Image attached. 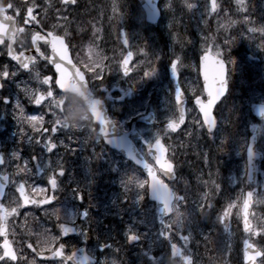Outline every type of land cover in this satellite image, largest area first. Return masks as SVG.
<instances>
[{"label":"snow or ice","instance_id":"obj_1","mask_svg":"<svg viewBox=\"0 0 264 264\" xmlns=\"http://www.w3.org/2000/svg\"><path fill=\"white\" fill-rule=\"evenodd\" d=\"M66 2H72V0H66ZM176 0H166L164 5L165 9L173 11V3ZM201 0L196 2H189V0H180L182 9H186L189 13H192L199 7ZM206 7L202 15L201 22L207 26L210 19L215 15L218 18L216 31L211 33V38L205 40V48L202 51V60L197 69V81L193 82L191 87L185 91L179 86L178 71L181 67V60L179 56H175L170 63V68L174 77L177 78L178 86L175 90L173 97V115L166 122L164 129L158 133L155 138L147 145L146 161L142 163V167L146 170L147 176L145 179H138L134 175H130L122 181V188L125 193L135 190L136 199L138 202L143 201L144 194L146 192L153 193L154 196L162 197L159 216L160 223L162 225L159 233L160 237L164 241H171L174 233V229L181 226L183 219V213L180 211V203L186 199L185 196L176 192L171 185L166 184L163 179L158 178L162 175L168 177H174L175 175V164L174 157H167V153L170 148L165 146L162 140V136H168L171 133H176L181 126L188 124L189 119L191 122L192 132L189 135L196 134L197 128L206 130L208 133H212L214 124L216 121V110L220 106L223 97L227 94L229 87V67L233 69L235 67V60L231 58V48L236 43L237 39L242 38L244 33L261 35V39L264 40V26L257 27L255 22L244 13L247 12L246 0H234V9L232 7L233 0H224V3L228 5L227 8H222L217 0H211L209 6L208 0H203ZM36 8L35 0L30 7L27 8L28 17L23 21L25 25L31 21H36L33 11ZM112 13L115 14L116 2L112 0L111 3ZM224 12V16L220 17V11ZM13 12L14 15H9V12ZM22 12L12 2H9L4 6L3 11H0V24L5 25V32L0 36V45H4L7 48V56L11 62H15L18 70L29 72L30 74L35 73L34 78L40 84L45 86L43 90L39 88L33 90L26 85L21 86L18 84V88L24 91L25 96L29 98L31 104L36 108H47L49 112H43L39 115L32 113L26 114L25 109L17 101L14 103V119L20 129L21 137L23 138L26 133L24 125H27L31 131L39 135V139L36 136H28L29 142L35 141L37 144H42L45 151L53 153V150L58 147L57 143L53 142L57 136L61 133L71 135L72 131L66 129L65 126L58 122L53 117V112H59V109H52L51 99L56 96V80L57 72L56 65L64 64L65 67L71 68L66 61L60 59V57L53 51L52 38L58 37L63 41L64 46L69 49V45L65 43V39L69 36L68 30L64 29V35L61 36L56 33V25H53V30H49L45 35L41 34L42 30H37L32 35H37L38 39L33 41L31 39V47L35 49L36 55L26 56L24 51H19L17 55L14 51V45L19 44L21 48H24L27 44L28 32L24 27H18L16 18L21 16ZM208 17V19H205ZM239 17V18H234ZM118 18V17H116ZM109 22L113 17H109ZM223 21V22H221ZM37 23H41L37 21ZM179 19L173 17L170 27H178ZM46 27V25H45ZM22 28L21 33L24 39L17 40L16 33ZM241 31H237V30ZM233 32L237 35L233 36ZM173 40L180 42L181 37L178 31L173 30ZM207 36V35H206ZM30 37V38H31ZM183 39H186L184 37ZM127 44V41L124 42ZM211 44V48L207 47ZM51 48V55L46 53V49ZM261 48H264V43H261ZM42 48L45 51H42ZM138 56H143L138 63L133 66L134 53L133 51H127L126 55L122 53V59L116 60L115 64L118 69H123L124 75H130L137 69H141L144 77L153 75L156 71L155 62L147 59V54L143 52L142 48H138ZM90 53L93 56L91 49ZM2 54V53H0ZM69 56V50H68ZM213 56L215 59H213ZM24 57H28L29 61L26 62ZM95 59L88 66L93 67L94 70L88 72L86 68L80 69V72L84 75L85 83L89 80H103V73L108 71L112 67V63L108 62L109 58L102 55L101 53H95L93 56ZM23 58V59H22ZM70 59V57H69ZM42 60L48 67V71L51 72V68L54 67L55 71L51 75H41L39 71H35L38 61ZM76 64V63H73ZM94 65H99L94 67ZM51 66V67H49ZM78 67V66H77ZM91 74L88 77V74ZM18 75V71H9L7 64L0 68V90H3L5 82ZM75 75V73H74ZM59 89V88H58ZM61 91V89H59ZM184 91V96L181 92ZM49 93L51 94L49 96ZM92 112L91 115V132L89 136H95L97 134H106V124L99 112L100 101L91 99ZM0 102L4 104L13 103L8 96L0 98ZM17 113H19L17 115ZM259 115L264 117V107L259 109ZM46 117H51L46 119ZM93 122L96 127H93ZM45 125H51L46 127ZM98 127V131H97ZM51 132V135L44 140V134ZM61 146L67 150H72L67 144L61 141ZM223 150L222 146L221 149ZM251 154V153H250ZM151 158L154 163H149L147 158ZM10 160L16 161L12 166L15 171L11 173L14 177L11 186L13 192L11 197L6 196L4 190H0V213L4 215V230L0 232V264H37L36 257L57 259L61 261L70 260L74 255L73 253L65 252V244L62 243L65 237H67L73 229L58 225L59 236L50 233L49 231L39 230L36 227V217L32 212L37 205L41 209L46 204H51L57 199L56 193L60 190V180L65 175L63 166L57 161V167L59 168L58 174L53 170L52 175L47 176L46 184L50 186L51 193L47 187L41 186L40 183H33L29 179V166L27 161H23V165L17 163L20 161L19 153L13 152L9 157ZM39 160L38 157L33 156L32 161L36 163ZM6 160L3 155H0V172L6 171L5 169ZM51 168V167H49ZM40 177H43L45 173L40 171ZM9 178V175H8ZM0 180H4V175L0 176ZM197 180L202 183L203 187L207 189L203 192L201 200L198 202V210L201 214H206L213 208V196L220 190V185L217 183L214 174L209 172L208 179H204L202 176H198ZM18 194V195H17ZM77 199L83 200V193L79 190L76 191ZM30 197H35L34 200H30ZM40 197H44L45 203H41ZM27 199V202L25 200ZM242 200V205L237 201ZM260 204H264V196H259L255 191L249 190L246 193L241 194V197L234 202H229L218 214V221L225 224V221L233 215L235 209H239L236 213L237 217L242 219L243 232L245 238L243 239V261L244 264H264V215L252 211L253 207H257ZM55 216L56 214L53 213ZM20 216L24 217V223H18ZM87 217V212L82 214V218ZM59 220V217H56ZM32 221L31 227L28 222ZM86 235V233H85ZM181 238L184 241V245L179 247L170 243L171 256L176 261V264H196L195 257L192 256L187 248L190 247V236L181 234ZM126 239L129 243L138 241L140 236L133 231L126 233ZM207 239V238H205ZM35 240V243L32 241ZM29 250L31 255L29 254ZM103 250V246L101 248ZM229 257L231 253H228ZM101 264H117V261L108 260L102 261ZM222 264H230V260H224Z\"/></svg>","mask_w":264,"mask_h":264},{"label":"rangeland","instance_id":"obj_2","mask_svg":"<svg viewBox=\"0 0 264 264\" xmlns=\"http://www.w3.org/2000/svg\"><path fill=\"white\" fill-rule=\"evenodd\" d=\"M15 1V2H14ZM20 2L19 4L16 2ZM13 4H15L17 7L21 9L22 16L23 17H28V12L27 8L30 7L33 3V0H10ZM78 2V8L75 9H63L59 15L56 17V22L53 25H56V31L59 33V30L63 29H74V24L71 23V18L75 15H78V27L81 30L88 29L90 32V39L87 43L82 42V38L78 39L73 33H69V36L67 39L75 40L72 37H76V41L78 42V50L83 51L85 54V58L87 61L92 63L94 61L95 53L99 52L104 56H107L109 58L110 63H112V67L110 71H108L107 77L111 79V81L116 80L121 78V74L119 73V69L116 67L115 61L122 59V53L125 55L127 51H133L135 55V64L137 63V56H138V48H140L141 44H139L136 41H128L127 37L130 36V33L134 31L135 35L131 37H135L137 34V30L142 32V28L140 23H138L137 26H134V19L136 22H141V18L143 19V14L141 10L139 9L138 5L136 2H132L130 0H115L116 2V7L117 11L119 13V20L121 24H123L120 28L117 27V21H116V16L115 14L112 13L111 10V2H107V5L102 4L101 6L99 5L97 0H77ZM166 2V0H165ZM189 2H196V0H189ZM36 3V8L33 11V15L37 18L35 22L38 20L44 19V17L50 13L51 8L53 6H58V0H35ZM217 3L222 6V8H227L228 5L224 3V0H217ZM247 3V12L244 13L245 16L250 17L254 22L257 27L264 26V0H246ZM205 3L203 1L200 2L199 7L195 9L192 13H189L186 9H182L180 5V0H176V3H173V11H169L165 9L164 5L161 7V14H162V22L160 21L161 25L163 27V30L165 31L164 35L167 38L171 37L170 33V23L173 19V17H176L179 19V23L182 25H189V26H194V22L200 21L202 19V15L205 10ZM234 9V0H233V5ZM84 8L86 9L85 13L88 14L90 13L91 10L95 12V17H93V20H90L87 17L80 18V14L78 13L81 11V9ZM100 10L103 14H107L108 18L111 16L113 19L111 22L108 21H103V24H106L109 22L111 24V27L113 29V32L115 35L118 36V42H119V49L116 48V45H101L98 43L99 40V34L96 33V27L98 28L99 31H102V25H100L101 20L97 18V11ZM138 11V13H137ZM139 11L141 13V16L139 15ZM25 13V14H24ZM176 14V16H175ZM257 14L253 18V15ZM72 16V17H71ZM224 16V12L221 10L220 11V17ZM208 18V17H207ZM234 18H239V17H234ZM206 19V17H205ZM215 20H218L215 15L212 17L213 25L215 28L217 26L215 25ZM34 22L31 21L30 24ZM91 23L92 28H86L85 25L88 23ZM223 22V21H221ZM24 26V25H23ZM129 27L128 32L124 29ZM123 29V30H122ZM122 30V31H121ZM149 30L152 31L153 28L149 26ZM216 31V30H215ZM241 31V30H237ZM76 34H78V29L76 30ZM236 33V32H233ZM64 35V33H60ZM237 35V33H236ZM104 37V36H103ZM147 35L143 37V39L146 41L148 40ZM165 38V37H164ZM201 39L204 42L205 38L201 36ZM125 40L127 41V44H125ZM237 41V40H236ZM239 45H242V48H245L248 52L253 57L252 61H248V63H254L256 62V57L254 56L253 51L258 50L260 47L261 43H264V40L261 39V35H253V34H247L244 33L242 35V38L238 39L237 41ZM158 43V42H156ZM203 47V46H202ZM201 47V48H202ZM183 50H193L195 47L193 44L189 43H184L183 44ZM93 54V56L90 53ZM160 53L157 51L155 53V68L156 72L158 73L159 77L161 80H164V67L165 65L160 62ZM247 61V60H246ZM134 64V66H135ZM99 65H94V67H98ZM252 75H254V70L253 67L251 68ZM136 72V71H135ZM135 72H132L129 77L123 78L124 79V84L120 85L121 82L119 81L117 83L116 87V94L117 98L119 99V107H122L123 105L127 107V120H130L131 118L137 116L138 114H143L145 111H152L156 114L157 118L161 122H165L166 120H169L171 117V114L169 112V107L165 102L170 101V92L167 89L164 84L159 87L160 91L164 94L162 97V103L158 104L156 103L153 99L152 96L156 92V89L154 88V83H148L149 79L148 77H144L143 75L137 76L134 75ZM129 82V85L127 84ZM133 86H136L137 90V95L140 96L139 99L134 100L133 97L128 95V92H131V88ZM164 109L165 113H161L160 110ZM253 127L256 129V132L258 135H264V126L260 124H253ZM141 132L143 134L149 135L150 132L156 131L153 128H140ZM164 128L156 131L157 133H160ZM149 138L151 141L154 139ZM170 138H167L166 136H162V140H168ZM262 143L264 142V137L261 138ZM59 143H61L59 141ZM80 142H78L79 145ZM94 142H90L89 144H92ZM70 146V145H69ZM83 146V145H82ZM71 147V146H70ZM72 150H78L80 149V146L78 149L76 148H71ZM67 150V149H66ZM113 161V163H112ZM112 161H108L109 165L105 168L108 173V189H106V192H102V187L99 184L95 183V179H93L92 187L98 189L100 194H104L105 196L101 199V202H99V207L101 208L100 213L94 214L91 210L86 211L87 212V217L83 221L84 225H87V223H93L94 225H97L98 227L102 225L104 222V217H106L107 213L109 211H112L114 208V204L112 202H115L117 199V194H120V190H118L115 187V181H117V186L121 188L122 192L125 193L124 189L122 188V181L129 177L130 175H134L136 178L140 179V175H138V172L133 170L132 168H128L125 164L122 166L118 165V158L117 160L112 159ZM115 161V162H114ZM97 166V162H93ZM113 165H112V164ZM84 166V165H83ZM82 165L78 166V171L82 174L83 170H90L93 171L94 167L92 166L89 168L87 165L83 167ZM113 173L117 174V178H111V175ZM86 175H89V172L83 173ZM102 175V172H98V178L99 176ZM244 175V172H243ZM90 179H92L90 177ZM83 182L86 184L89 181L83 178ZM260 188V187H259ZM223 189V187H222ZM125 194H132V197L130 198L131 203L134 206V210H137L138 207L141 205V201L138 202L136 199V191H130ZM259 196H264V193L259 194ZM87 198V196H85ZM234 202V201H232ZM239 203V201H237ZM91 204H97L96 199H92L90 201ZM140 203V204H139ZM255 212H258L262 215H264V204H260L257 207L254 208ZM237 212H234L233 218L237 222L240 221V219L236 215ZM122 214L121 208H118L116 211V215L120 216ZM139 214V213H138ZM140 215V214H139ZM136 214H130L129 217L127 218L125 222V230L127 231H133L136 234L140 236L143 235L145 236V242L146 245H143L141 247H135L130 244L123 246L122 242H127V239H125V235H122V230L120 229V222L117 221L116 223L113 222L112 226L108 229L105 230L104 235H107L109 239H112L114 237H118L119 242L113 243V247H109L106 250V253H112L114 251H122L121 256H124V263L125 264H165L162 262L163 258L161 257V248L165 247L164 242L159 236L158 233H151L148 232L149 226L145 225L144 223V218L139 217V219L136 220ZM196 220L200 221H212L208 216H201L198 214L196 216ZM131 221V222H128ZM210 230L212 231L209 233H205L204 230L198 229L194 230L191 228L190 224L188 222H181V226L178 229V233L183 234V235H188L190 236V247L187 248V251L195 257L196 264H222L224 260H230V264H239V259L236 257L238 255V245L241 244L242 240L244 239V236L241 235V231L239 229H232L229 225L227 220L225 221V224H222L218 221V217H215L213 220V224L210 226ZM161 230V228H160ZM202 238H207L206 241H203ZM183 240V239H182ZM210 241V243L213 245L214 249L216 251H212L211 253L207 252H202L201 250H197L200 248V246L206 245L207 242ZM183 241L178 242L177 246L182 247ZM125 248V250H122ZM127 249V250H126ZM166 252H168V255L171 256V250L168 247H165ZM158 251V252H157ZM231 253V256L229 257L228 253ZM129 253H131L129 255ZM107 258H101V261H105ZM171 261L167 264H176V261L172 258L171 256ZM119 262V261H118ZM120 263V262H119Z\"/></svg>","mask_w":264,"mask_h":264},{"label":"flooded vegetation","instance_id":"obj_3","mask_svg":"<svg viewBox=\"0 0 264 264\" xmlns=\"http://www.w3.org/2000/svg\"><path fill=\"white\" fill-rule=\"evenodd\" d=\"M23 37L19 36L17 40H22ZM33 40V38H31ZM31 39L29 40V37L27 39V44L24 48H21L20 45L17 43L16 48L18 51H28L30 52L27 56H33L36 55L35 49L31 47ZM211 48L210 46L208 47ZM6 46L2 45L0 47V68H2L3 65L7 64L9 65L8 70L9 71H18V76L13 79L10 82V79L5 82L3 90H0V98L3 96H8L10 100L13 101V103L10 104H4L0 102V155H3L6 160L5 169L6 171L0 172V176L4 175L5 179V189L6 196L8 198L11 197V194L13 192V187L11 186V182L13 180V176L11 173L15 171V168L12 167L16 161H12L9 159L11 156V153L18 152L20 161L17 163L23 165V161L28 162L29 166V179L32 180L33 183H40L41 186L47 187L49 189V194L51 193L50 186L46 184L47 176L53 174V170L56 174L59 172V168L57 167V161L61 163V165L64 168L65 175L60 180V186H64V189H61L56 193L57 199H55L51 204H46L44 201V197H40L41 203H45V207L41 209L39 205L35 209H32V212L34 213L36 217V227L39 230L43 231H49L52 234H55L59 236L58 231V225H63L64 227L73 229L74 231L71 232L67 237L64 238L62 243L65 244V252L66 253H73L74 255L71 257L70 260L66 259L61 261L59 258L53 260L50 258H40L36 257L37 264H78V261H80V256H82L83 248L81 245H84V237L85 233L86 235H89L88 238L89 241L86 243H93L96 246L99 244L105 242L104 244L109 246L110 244H113L114 242H119L118 237H114L111 240L109 238H105L102 234H100V231L98 232L97 228L92 225V223H88L87 225H82V221L84 218H82V214L84 212H81L80 216L78 217V202L80 203V199H77L76 191L78 190V182L80 181V176L78 174V150L75 152H67L66 150H53V153H48L45 151L42 144H37L35 141L29 142L27 139L28 136H36L37 139H39V135L35 134L31 131V129L24 125V130L26 135L22 138L20 134L19 126L16 122V119H14V103L17 101L22 105L25 109L26 114H41L43 112H49L47 108H36L33 104L27 102L24 99V91L18 88V84L21 86L26 85L27 87L32 88L33 90L40 89L43 90L45 86L40 84L38 81L35 80L34 75L30 74L29 72L26 74L28 80H26L25 83L22 81L19 82L21 79L22 72L17 69V67L11 63H9L6 59L5 54ZM42 51H45V49L42 48ZM46 53L49 55L48 48L46 49ZM202 51L198 52L197 54H192L190 52H187L189 54L190 60L186 61L185 64L188 65L187 67H184V72H189L188 75L181 74L179 76V86H181L185 91H187L193 82L197 81V69L200 64V59L202 57L201 55ZM234 54L231 52V57ZM29 61V58L26 57ZM74 63L78 66V55L74 57ZM50 67V66H49ZM12 68V69H11ZM190 68V70L188 69ZM188 69V70H186ZM231 67H229V87L226 96L223 98L220 106L216 110V121L215 126L217 129L212 134H208L205 130H203V135L200 138L202 146V150L206 151L207 158H209L210 151L207 148V145H213L215 147V150H220L218 145V140L216 139L217 136H221L222 133L225 132L228 133L229 140L227 143H225V146H223V154L220 155L218 158L213 160L208 167V171L212 172L216 179H218L221 174L226 176L227 172V166L229 161V166H231V169L229 168L228 171H231V173H234L235 168L237 165L241 164L242 161V136L239 129V125L237 121L241 122V116L236 115L235 118L229 116L227 113V108L229 106V103H233L234 101H237V107L239 109V105L242 102L241 95H237L238 91H241L242 85L240 80H237L236 77L232 76V73L230 72ZM35 71H39L41 75H51L54 71L51 68V72L48 71L47 65L40 60L38 61V65L36 66ZM189 76H193L191 79ZM184 79H187V82H182ZM93 86V85H92ZM101 92H104V89H102ZM185 94V92L183 91ZM51 94L49 93V96ZM56 96L55 98L51 99V106L52 109H59V112H53V117L58 122L62 123L65 128L70 127V130L72 131V145H78V137L76 136V124L72 125V123H78V99L67 94H62L59 92L58 88L56 90ZM233 98V99H232ZM261 99V98H260ZM107 102V99H106ZM258 102V101H257ZM81 107V106H80ZM82 108V107H81ZM108 109L109 113L112 114V110L110 109V105L108 103ZM19 113H17L18 115ZM51 117H46V119H50ZM190 121V120H189ZM190 122H188L187 125L183 126V129L186 130ZM46 127H51V125H45ZM93 127H96L94 125ZM182 127V126H181ZM179 134V133H178ZM52 134L50 131L44 134V137H49ZM193 138V136H191ZM77 138V139H76ZM210 140L212 142L210 143ZM174 150V149H173ZM176 150H186V153H189L190 150H193L191 148V141L188 139H182L179 142L178 148ZM174 150L173 155H170V157H174V164H175V172H176V166H177V174L176 179L178 176V181L185 180L188 183L187 189H188V195L190 198L195 197L196 193H201L200 183L197 180L198 176H201V165L197 162L196 159H194L192 156H178V153ZM224 150H228L230 153L229 158H227L226 153L224 154ZM36 156L39 158V160L36 163H33L32 157ZM118 156V155H117ZM119 160H122L125 162L120 156ZM204 165H202L203 167ZM51 167V168H49ZM43 171L45 175L43 177L39 176V172ZM9 175V178H8ZM203 175V174H202ZM178 183L179 188L176 189L175 184L173 185V188L176 190V192H179L181 195L185 196L187 201V192L182 189L183 186ZM3 180H0V185H2ZM186 189V190H187ZM232 193L235 194V190H232ZM18 195V194H17ZM30 200H34L35 197H30ZM220 197L219 195H216L213 198V210L209 211L211 214H216L219 212L220 207ZM27 202V199L25 200ZM188 214H192L194 209L189 206V204L186 207ZM73 211H77L75 213H72ZM53 213L56 215L54 216ZM72 213V214H71ZM76 214V216L74 215ZM59 217V220H57L56 217ZM18 223L23 224L24 223V217L20 216ZM29 227L32 225V221L29 220L28 222ZM4 230V215L0 213V232H3ZM35 243V240L32 241ZM0 243H2V239H0ZM90 246V244L88 245ZM98 250L101 251V248L98 247ZM29 254L30 250H29ZM113 260V258L111 259ZM94 264H100V261H98V258L96 256L95 263ZM117 264H124L123 259L121 263L117 262Z\"/></svg>","mask_w":264,"mask_h":264},{"label":"water","instance_id":"obj_4","mask_svg":"<svg viewBox=\"0 0 264 264\" xmlns=\"http://www.w3.org/2000/svg\"><path fill=\"white\" fill-rule=\"evenodd\" d=\"M138 2L140 3L142 9L144 10V12L146 14L147 21L155 24L158 17H159V13H158V10L156 7L158 0H138ZM0 11H3V10L0 8ZM4 32H5V25L0 24V36H2L4 34ZM61 42L62 41L60 40V44H61ZM90 96L91 95H90L89 90H88L86 83L84 81V77L80 73H78V97L83 101V103L86 105L88 111L91 113L92 107H91ZM91 99H92V97H91ZM99 107L102 109L100 104H99ZM100 108L98 110H99L101 116L103 117V119L105 121L106 129L109 130L110 125L106 121L107 119H106V116H105L103 109L101 110ZM111 135H113V134H110L108 136H111ZM119 150H122V149H119ZM129 150H132L131 147ZM128 153H125L124 155L127 158L131 159L135 165L142 167V163H144L142 158L139 157V155L133 151H130Z\"/></svg>","mask_w":264,"mask_h":264},{"label":"bare ground","instance_id":"obj_5","mask_svg":"<svg viewBox=\"0 0 264 264\" xmlns=\"http://www.w3.org/2000/svg\"><path fill=\"white\" fill-rule=\"evenodd\" d=\"M120 24L119 23H117V27L118 28H120ZM156 79V78H155ZM207 148L209 149V150H215V147L214 146H211V145H207ZM61 187V189H64V186H60ZM216 195H222V193L220 192V191H218L214 196H213V198L216 196ZM114 225V224H113Z\"/></svg>","mask_w":264,"mask_h":264}]
</instances>
